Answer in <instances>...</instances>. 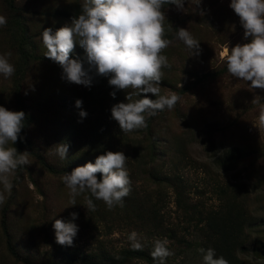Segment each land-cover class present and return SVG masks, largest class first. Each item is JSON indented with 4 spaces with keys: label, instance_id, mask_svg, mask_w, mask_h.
Returning <instances> with one entry per match:
<instances>
[{
    "label": "rangeland",
    "instance_id": "rangeland-1",
    "mask_svg": "<svg viewBox=\"0 0 264 264\" xmlns=\"http://www.w3.org/2000/svg\"><path fill=\"white\" fill-rule=\"evenodd\" d=\"M83 2L0 0V16L7 20L0 27V54L11 52L9 62L15 67L11 78L0 75V106L25 113L20 137L9 146L31 154L29 164L11 177V195L5 193L7 199L0 205V264H50L57 251L52 225L57 219L69 222L74 212L78 213L74 223L79 231L73 245L67 247L72 252H93L100 244L115 251L131 249L128 236L136 231L143 248L147 243L153 250L156 239L168 240L173 255L165 264H203L196 248H186L175 240L182 235L201 243L199 236L194 239L195 226L204 227L203 222L198 223L200 217L204 219L200 212L203 208L213 212L216 207H228L232 217L239 214L244 219L241 233L246 251L238 256L246 264H264V128L257 126L264 90L251 89L250 82L232 77L221 56L225 48L251 39L245 40L240 19L229 6L231 0H201L199 6L196 0H185L184 11L171 4L163 6L165 36L172 44L163 52L171 67L163 69L160 94L174 91L180 100L173 110L151 117L148 131L147 120L146 128L130 133L121 131L111 117V108L127 103L126 91L131 89H115L108 83L111 77L97 75L95 70L90 73V88L70 83L60 65L44 55L43 30L55 32L70 26L72 18L81 14ZM180 28L200 42L198 55H192L177 38ZM70 59L89 67L78 43ZM256 97L261 101L253 103ZM139 98L144 95L133 96V101ZM147 98L156 99L152 94ZM77 100L82 101V108L76 107ZM81 110L87 113L83 119ZM149 131L158 133L160 144L159 153L154 151L153 156L147 147ZM61 143L68 145L65 160L54 154L53 146ZM109 151L123 152L128 158L132 185L124 205L109 209L96 200L94 204L99 201L97 205L105 211L96 207L87 211L84 197L95 199L87 192L76 197L75 206L70 204L69 189L62 180L65 173L70 174L68 166H78L82 159L94 162ZM161 160L164 166L155 165ZM163 176L169 180L161 182ZM178 183L188 199L176 198L173 187ZM147 199L159 200L160 228L152 235L151 222L143 220L142 213L129 212L128 207L129 200ZM221 213L220 217L226 215ZM98 215L109 221L98 220ZM7 236L20 260L7 251ZM131 264L148 263L134 260Z\"/></svg>",
    "mask_w": 264,
    "mask_h": 264
},
{
    "label": "clouds",
    "instance_id": "clouds-1",
    "mask_svg": "<svg viewBox=\"0 0 264 264\" xmlns=\"http://www.w3.org/2000/svg\"><path fill=\"white\" fill-rule=\"evenodd\" d=\"M200 2L196 0V6ZM165 4L175 5L178 11L185 10V0H84L81 14L72 18L70 26L65 25L55 32L46 28L40 36L46 49L44 55L60 65L68 82L90 88L93 81L90 73L95 70L97 75L111 77L108 83L115 89H131L126 91L127 103H117L111 108V117L123 133L146 128L149 118L166 109L173 110L180 100L174 91L168 95L160 94L163 69L171 67L163 54L172 44L165 36ZM229 6L240 19L245 40L251 39L231 49L225 48L221 53L226 60L227 72L241 81L250 82L251 89L264 90V0H231ZM6 24V18L0 16V27ZM176 35L192 55L199 54L200 42L187 29H177ZM77 43L86 52L87 69L80 60L70 59ZM11 55V52L0 54V75L5 79L15 73L14 65L9 62ZM142 94L144 98L133 101V96ZM147 94L156 99L147 98ZM110 95L115 98L116 93ZM260 101L261 98L256 97L253 103ZM76 107L82 108L81 100L76 101ZM79 116L83 119L87 113L81 110ZM24 121L23 111H10L0 106V185L3 187L0 205L7 199L5 193L11 195V177L19 167L29 164L30 153H19L16 147L9 146L18 141ZM257 126L264 128V107L259 113ZM53 147L54 154L65 160L68 145L61 143ZM127 160L123 152L109 151L98 156L94 163H86L70 174L65 173L62 180L69 189L70 204L75 206L76 197L87 192L96 200L103 201L109 209L122 206L132 185L126 168ZM97 174H102L100 179ZM84 200L87 211H95L93 199L85 196ZM77 218L78 213L74 212L69 222L55 220L52 227L57 244L73 245L79 231L74 223ZM128 240L132 250H143L144 245L136 231L129 234ZM168 243L167 239L154 241L150 255L158 264H165L166 258L173 255ZM198 252L202 254L203 264H228L223 256L217 258L212 248H200Z\"/></svg>",
    "mask_w": 264,
    "mask_h": 264
},
{
    "label": "trees",
    "instance_id": "trees-1",
    "mask_svg": "<svg viewBox=\"0 0 264 264\" xmlns=\"http://www.w3.org/2000/svg\"><path fill=\"white\" fill-rule=\"evenodd\" d=\"M152 118L148 119V127L147 131L149 129L150 121ZM148 136H150L149 141L147 140V147L149 151L151 152V156H153L154 151L157 155L159 153L158 149L160 148V144L158 143V133L150 131L147 133ZM156 142V143H155ZM107 153V152H106ZM105 154V153H104ZM103 155V154H100ZM99 155V156H100ZM227 156V155H226ZM152 158V157H151ZM225 160V159H224ZM93 161H87L86 159H82L79 161L78 166H68L69 172L76 167L84 166L86 163H89ZM45 165V163H43ZM157 166H164L163 160H161L159 163H156ZM49 171L52 170V172L55 173L54 169L51 167L45 165ZM150 172L153 173L154 177H158L157 171H155V168L153 169L150 167ZM102 174H97V178L100 179ZM161 182L168 181L169 178L167 176L161 177ZM176 180L172 179V182H176ZM177 190H180L177 192ZM182 186L178 183L173 187V192L175 193L176 198L179 199L184 198L185 200L188 199L187 196H184V194L181 193ZM222 193V192H221ZM93 202H96V199L93 200ZM99 202V201H98ZM98 202L96 203L95 207L99 211L100 209L105 211V209L101 206H98ZM129 212L131 213H142L143 214V220H149L150 225H152L150 232L152 235L153 233H159V220L157 217L160 218L159 214V200H156L154 202L150 200H144V201H134L129 200ZM183 203V202H181ZM124 205V203H123ZM221 207V206H220ZM213 212H209L208 210H203L200 212V215L204 216V219L202 217L199 218V222H203L204 227H196V233L194 235V239L199 236L202 238L201 243H196L193 239H186V236L181 235V237L177 238L175 240L176 243H182L184 246L196 248V252L198 254H201L198 252V249L204 248H212L216 252V257L223 256L227 261L228 264H246V262L243 260V257L238 256L239 252H245L246 248L243 247L244 240L242 239V233H241V227L243 225V217L236 215L235 217H232V215L229 213V208H219L216 207ZM225 211L226 215L223 217H220L221 212ZM127 212V211H126ZM204 212V213H202ZM202 213V214H201ZM98 220L100 221H106L104 220L100 215H98ZM127 216V214H126ZM147 218H146V217ZM129 218V217H128ZM139 218V217H138ZM149 218V219H148ZM203 219V220H202ZM213 222H216L215 224ZM233 227V228H231ZM238 228V229H237ZM233 229V230H232ZM172 233V232H170ZM199 233V234H198ZM160 237V236H158ZM169 237H174V235H169ZM168 237V238H169ZM7 251L9 254L17 261L20 260V255L17 253V251L14 249L13 245L11 246V243L9 242L8 236H7ZM145 248H143L142 251H134L131 249H120V250H113L112 248H105L101 244L98 246L96 250L93 252L78 253L77 250H74V252L67 249L68 246H61L57 244V251L56 254L51 258L50 264H62L66 260H69L70 263L68 264H131V261H145L148 264H158V261H154L151 257V249L148 246H151V244H145ZM235 248H239L240 251H236ZM202 255V254H201Z\"/></svg>",
    "mask_w": 264,
    "mask_h": 264
}]
</instances>
